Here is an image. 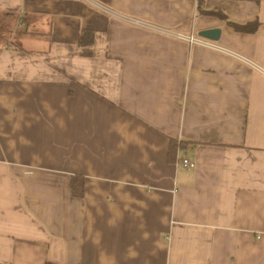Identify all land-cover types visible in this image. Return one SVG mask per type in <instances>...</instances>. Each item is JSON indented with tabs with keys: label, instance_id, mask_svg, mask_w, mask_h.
Listing matches in <instances>:
<instances>
[{
	"label": "crops",
	"instance_id": "1",
	"mask_svg": "<svg viewBox=\"0 0 264 264\" xmlns=\"http://www.w3.org/2000/svg\"><path fill=\"white\" fill-rule=\"evenodd\" d=\"M93 1L241 58L0 0V264H264V0Z\"/></svg>",
	"mask_w": 264,
	"mask_h": 264
},
{
	"label": "built area",
	"instance_id": "2",
	"mask_svg": "<svg viewBox=\"0 0 264 264\" xmlns=\"http://www.w3.org/2000/svg\"><path fill=\"white\" fill-rule=\"evenodd\" d=\"M88 1L95 4L98 9H100L104 12H107L109 15L114 16V17H116L120 20H123L125 22L145 27L147 29H150L151 31H154V32H157V33H160L163 35L183 39V40L187 41L190 45H198V46H201V47L209 49V50H214V51H218V52H222V53L231 55V56L236 57V58H241L235 52H232V51L220 46L216 41H212L210 39H206V38H203L201 36H198V35H195L192 33L191 34H183L180 32H176L174 30H171L170 28L158 26L156 24L146 22L144 20H140V19L134 18L132 16L120 14V13L113 11L112 9H110V8H108L102 4L95 3L93 0H88ZM248 63H249V61H248ZM180 163L183 166L188 167V168L194 167V163L189 161L188 159H182L180 161Z\"/></svg>",
	"mask_w": 264,
	"mask_h": 264
},
{
	"label": "trees",
	"instance_id": "3",
	"mask_svg": "<svg viewBox=\"0 0 264 264\" xmlns=\"http://www.w3.org/2000/svg\"><path fill=\"white\" fill-rule=\"evenodd\" d=\"M174 148V144L172 143V140L170 141V150H169V156L170 153H172V150ZM71 191L73 196L81 198L83 195V179L78 176H73L71 179Z\"/></svg>",
	"mask_w": 264,
	"mask_h": 264
},
{
	"label": "water",
	"instance_id": "4",
	"mask_svg": "<svg viewBox=\"0 0 264 264\" xmlns=\"http://www.w3.org/2000/svg\"><path fill=\"white\" fill-rule=\"evenodd\" d=\"M220 34H221V29L218 27L198 31L199 36L206 39H210L212 41H218Z\"/></svg>",
	"mask_w": 264,
	"mask_h": 264
},
{
	"label": "rangeland",
	"instance_id": "5",
	"mask_svg": "<svg viewBox=\"0 0 264 264\" xmlns=\"http://www.w3.org/2000/svg\"><path fill=\"white\" fill-rule=\"evenodd\" d=\"M0 39L3 43H5V45L13 46V31H5L0 28Z\"/></svg>",
	"mask_w": 264,
	"mask_h": 264
}]
</instances>
